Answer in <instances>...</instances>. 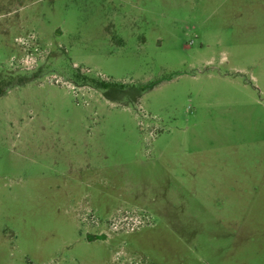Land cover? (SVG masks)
Masks as SVG:
<instances>
[{
  "label": "rangeland",
  "instance_id": "374dc122",
  "mask_svg": "<svg viewBox=\"0 0 264 264\" xmlns=\"http://www.w3.org/2000/svg\"><path fill=\"white\" fill-rule=\"evenodd\" d=\"M0 264H264V0H0Z\"/></svg>",
  "mask_w": 264,
  "mask_h": 264
}]
</instances>
